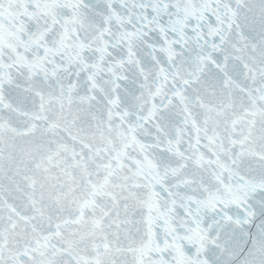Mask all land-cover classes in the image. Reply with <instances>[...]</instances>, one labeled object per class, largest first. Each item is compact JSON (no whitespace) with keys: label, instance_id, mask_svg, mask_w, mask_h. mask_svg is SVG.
Masks as SVG:
<instances>
[{"label":"snow or ice","instance_id":"1","mask_svg":"<svg viewBox=\"0 0 264 264\" xmlns=\"http://www.w3.org/2000/svg\"><path fill=\"white\" fill-rule=\"evenodd\" d=\"M0 264H264V0H0Z\"/></svg>","mask_w":264,"mask_h":264}]
</instances>
